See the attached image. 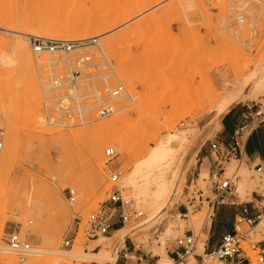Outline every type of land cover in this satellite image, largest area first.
<instances>
[{
    "label": "rangeland",
    "instance_id": "obj_1",
    "mask_svg": "<svg viewBox=\"0 0 264 264\" xmlns=\"http://www.w3.org/2000/svg\"><path fill=\"white\" fill-rule=\"evenodd\" d=\"M47 4L69 11L75 23L79 19L80 23L89 20L94 24L99 18L109 23L123 21L103 31L92 27L88 33L93 35L87 39L97 38L96 42L74 47L69 53H36L32 48L36 39L83 40L73 39L78 30H67L59 16L51 23L38 19L39 9ZM142 5L143 11L133 13ZM240 17L242 23H238ZM27 22H41L44 36L20 33V25ZM173 24L178 26L177 34ZM18 40L27 46L32 59L17 58L10 66L0 63V175H8L0 201V248L7 247V234L16 231L31 247L24 264L50 256L41 252L48 247L59 252L61 264H107L97 258L100 253L95 247L94 240L102 235H86L88 215L106 199L104 150L113 148L116 155L109 163L122 171L123 178L160 136L178 131L185 137L181 143L174 142L179 146L174 165L176 162L181 186L175 196L170 194V202L175 197L186 204V220L176 214L162 221L166 206L160 221L137 233L139 236L128 234L116 241L109 254H115L119 264L124 261L120 252L124 248L134 249L136 255L153 264H214L205 256L202 233L210 224L205 202V197L213 196L209 173H224L222 179L232 177L230 196L245 201L253 191L264 195V167L256 172L257 168H248L233 158L216 167L222 152L216 143L205 144L213 164L200 159L196 144L201 135L217 127L219 116L209 112L223 97L231 96L235 102L257 101L264 96V0L245 4L233 0H0V54L9 52ZM39 56L50 62L37 60ZM76 67L78 99L69 95L72 89L67 85L51 84L57 77L63 80ZM118 85L124 92L109 99L107 91ZM56 98L73 110L54 111ZM46 100L51 101L50 112L45 110ZM104 103L112 105L115 112L101 117L98 110ZM113 119L117 124L102 138L95 128ZM241 134L247 130L238 135L239 141ZM120 184L125 199L131 201L126 209L142 212L139 219L124 226L129 227L145 213L135 204L132 191L122 181ZM69 190L73 191L72 202ZM199 192L202 204L189 206L191 197ZM25 196L41 201L39 220L29 212L23 215L21 200ZM240 227L248 229L245 223ZM187 228L197 237L192 250L181 260L167 261L162 252L166 256V249L182 238ZM54 231L57 244L50 245L47 234ZM263 233L264 224L260 223L251 239L261 240ZM64 237L70 245H62ZM75 249H81V255H70ZM248 255L249 264H259L253 252L248 251ZM14 258L13 253L0 250L2 262Z\"/></svg>",
    "mask_w": 264,
    "mask_h": 264
},
{
    "label": "built area",
    "instance_id": "obj_2",
    "mask_svg": "<svg viewBox=\"0 0 264 264\" xmlns=\"http://www.w3.org/2000/svg\"><path fill=\"white\" fill-rule=\"evenodd\" d=\"M250 0H233L235 3L245 4ZM243 18L238 19V23H242ZM95 38H90L89 40H78V41H49L45 39H36L32 43L33 51L36 53L39 52H55L61 51L63 53H69L74 47H80L87 43H95ZM79 77V69L71 68L66 77L62 80L61 77H57L52 80V85L54 87H62L67 85L71 89L75 88L78 84ZM109 95V99H115L122 92H124V88L122 85H118L113 89L107 91ZM72 95V94H69ZM68 95V96H69ZM67 97L66 95L63 98ZM55 100V108L54 111L58 113H68L73 109L64 106L59 98ZM45 110L46 112H50L53 109L51 108V101H45ZM247 110H251L247 108ZM115 112V109L112 105L108 103H104L101 105L98 110V114L101 117L108 116ZM246 117H249L251 121H256V123H261L264 121V109H260L259 107L252 112L246 114ZM248 128V129H247ZM251 125L249 123H245L240 128V133L243 130H247V133L251 129ZM239 133V134H240ZM2 132L0 131V149L2 147ZM238 143L235 141L234 144L229 145L227 147L223 146L221 143L216 144V148L218 150L221 149V154L217 157L216 167L221 166V162L223 160H229V158H233L234 160L241 162L240 158L236 157ZM115 153L113 148H106L104 150L105 157V170L104 173L106 175L108 189L106 190V199L99 203L98 208L91 212L87 217V230L86 235L88 238H93L97 235L106 236L109 235L112 231V227L114 225L115 218L121 226H125L132 220H137L142 216L141 211L126 209V206L130 203L129 200H126L124 197V188L121 186L120 181L122 178V171L120 169L113 168L110 165V161L115 157ZM223 156V157H222ZM221 169V168H220ZM258 170L261 168L258 167ZM224 173L211 172L209 173V180L211 184V193L212 198L205 197V202L207 204V218L211 222V218L213 216L214 210L217 205L224 203L231 193L232 188V177H224L221 176ZM202 193H197V196L191 197V202H189V206H194V203L197 202V205L202 204ZM68 200L70 202L74 201L73 191H68ZM188 213V208L185 207V213L181 214L182 218H186ZM245 223L248 227L247 230H241V224ZM263 223L264 224V212L258 214L255 219H245L239 218L234 226L232 233L224 234L218 245L215 249L205 254L214 264H249L250 257L248 255V251L254 253V257L259 264H264V233L262 235L261 240L253 241L251 239V234L255 233L257 226ZM78 227V224H77ZM205 227V226H204ZM203 227V228H204ZM202 228V229H203ZM193 234L190 232L184 235L180 239H176V243L182 248V253L179 256V259H182L192 250L195 239ZM248 241L247 246H244V243ZM70 240L65 237L62 239V245L68 246L70 245ZM7 251L13 253L15 258L11 261L2 262L0 259V264H24V261L27 255L31 252L30 244L26 241V239L19 235V232H10L7 234L6 238ZM6 251V252H7ZM126 257V254H124ZM153 264V263H150Z\"/></svg>",
    "mask_w": 264,
    "mask_h": 264
},
{
    "label": "bare ground",
    "instance_id": "obj_3",
    "mask_svg": "<svg viewBox=\"0 0 264 264\" xmlns=\"http://www.w3.org/2000/svg\"><path fill=\"white\" fill-rule=\"evenodd\" d=\"M64 7L65 5L63 6V8ZM144 8L145 6L142 5L141 8L137 9V11L133 13H139L141 10L143 11ZM38 15H39L38 19H42V21L44 19L47 23L53 22V20H55V18L59 16L60 20L64 23V26H67V30L68 29L70 31L76 29L78 30L73 32L72 34L73 39H77V40L82 38L87 39L89 34L93 35V32L88 33L92 27H96V29L98 28L99 30L103 31L105 29H108L110 26H116L123 21V19H118L116 21L110 22L111 23L110 24L108 19L99 18L98 20L95 21L94 24H91L89 20L80 23L81 20L79 19H77L78 23H75L74 22L75 18H73V16L69 11L67 12L64 9L60 8L58 5H51V4L42 5L41 8L39 9ZM40 23L35 22L34 23L35 25H32L28 22L24 23L23 26L20 25L22 30L20 31V33L25 34L28 37L32 36V37L41 38L42 36H44L45 33L44 30L41 29ZM108 23L109 25H107ZM17 58L32 59L31 53L29 52L27 46L21 40H18L13 45H11V49L9 52L0 54V63L10 66L14 64ZM36 59L37 60L42 59L46 62L48 60V62H50L49 59H45L40 56ZM67 61L68 60L64 62ZM56 62H59V60L54 61V63ZM70 91H72V95H75V97L78 95L76 88H73ZM233 101L234 98L231 96L223 97L215 109V112L217 113L216 115L220 116L223 113V111ZM85 109L87 108L83 107L82 110ZM115 121L116 120L113 119L111 122L107 124H100L95 128V131L101 133L103 138L105 132H107L109 129L113 128L117 124V123L115 124ZM245 136L246 134H241V138H244ZM184 139L185 137L178 131H171L163 136H160L149 149L144 150L143 155L134 162L131 169L123 176L121 180L123 182V185L132 191L133 193L132 196H133V200L135 201V204H139L141 206V208L145 213V216L142 220H140L136 224L131 225L129 227H123L115 231L113 236H102V238L98 240H94L95 247L99 249L98 252L100 253V254L98 253L99 255L97 256V258L103 261H107V264H114V262L116 261V256L113 253H112L113 255L109 254V250L111 251L113 249L116 241L123 240L124 237L128 234H137V233L139 234V232H146L155 223H157L162 219L163 217L162 210H164V207H166L169 204L170 194L173 192L175 196V194H177V190H179L181 186V181L178 174L179 169L176 166V162L174 165L175 155L178 151L177 148L179 146L178 143H175L178 146L175 147L174 142L177 141L181 143L184 141ZM255 171L259 172L260 170L256 169ZM6 174L1 173L0 175V201L2 196L4 195L3 192L5 191L4 188L7 183L8 175L6 176ZM127 200L130 201L128 197ZM21 202H22L23 215H26L29 212V214L33 215L36 218V220H39L42 211L41 201L33 196L29 198L25 196V198L21 200ZM46 240H48L50 245H56L57 232L55 231L51 233L49 232L47 234ZM0 250L6 252L7 248L5 249L0 248ZM41 252L48 253L51 255L44 257L42 259L32 260L31 264H61L62 263V259L59 256V252L57 250L48 247L45 250H42ZM162 253H163V257L167 261H171L169 258H167V256H165L164 252ZM70 255L76 257L81 255V249H75V251H73V253H70Z\"/></svg>",
    "mask_w": 264,
    "mask_h": 264
},
{
    "label": "crops",
    "instance_id": "obj_4",
    "mask_svg": "<svg viewBox=\"0 0 264 264\" xmlns=\"http://www.w3.org/2000/svg\"><path fill=\"white\" fill-rule=\"evenodd\" d=\"M172 29L173 33L177 34L178 26L176 24H173ZM262 101H264V96H261L257 101L238 100L229 105L218 117L217 127L200 136L196 144L198 152H201L200 159H207L210 164L214 163L211 154H207V146H205V144L214 141L216 144L221 143L223 146L227 147L234 144L236 141L238 143L236 157L238 156L241 162H243L248 168L264 167V121L256 123V121H251L249 117H246L247 113L252 112L258 107L263 109L264 106ZM247 108H250L251 110L248 111ZM213 112H215V110L210 111L209 114H212ZM245 123H249L252 128L246 136L239 141L238 135L240 133V128ZM198 129H200V126H198ZM231 194L232 192L228 195L226 201L220 205L221 209L217 213V220L214 221L213 218L216 210L219 208L218 206H216L214 210L210 224L202 229V233L205 235L204 250L206 253L216 248L224 234L233 232L234 226L239 218L255 219L259 212L264 210V208L261 207V204H264V195H260L256 191H253L250 195V199L245 201H241L238 197H231ZM175 201V197L172 198L171 202L169 201L170 203L165 209V217L162 221L169 216L171 218L176 214L181 215L185 213V207H187L186 204ZM186 218H183V220H186ZM123 227L124 226H121L115 218L112 227L113 230L107 236H113L115 231ZM190 232L193 234L191 228L185 230L186 234H189ZM120 252L121 258L124 260L122 264L151 263L149 259L143 255H136L134 249L130 251L128 248H124ZM181 253L182 248L176 242L166 249V256L171 261L181 260L179 259ZM124 254H126V257ZM197 256L199 257V255ZM117 262L118 261H115L114 264H119Z\"/></svg>",
    "mask_w": 264,
    "mask_h": 264
}]
</instances>
